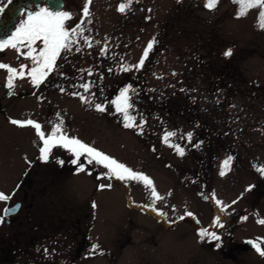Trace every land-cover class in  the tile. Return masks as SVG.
Returning <instances> with one entry per match:
<instances>
[{
  "label": "rangeland",
  "instance_id": "1",
  "mask_svg": "<svg viewBox=\"0 0 264 264\" xmlns=\"http://www.w3.org/2000/svg\"><path fill=\"white\" fill-rule=\"evenodd\" d=\"M122 2L92 0L83 25L92 46L81 39L62 53L38 88L25 77L9 90L1 77L0 192L15 195L0 202V215L16 201L23 207L0 224V264H264L247 243L264 240L258 223L264 220V174L257 171L264 168L261 9L237 18L232 0H219L215 10L204 7L206 0H133L132 10L121 14ZM84 3L60 10L73 13L69 27L82 18ZM153 38V50L136 70ZM129 86V114L142 128H126L112 104ZM28 119L46 135L62 120L65 134L145 174L164 199L153 205L142 182L106 175L86 157L85 171L78 172L60 147L42 162L35 130L10 123ZM166 132L176 133L170 143L183 148V156L164 143ZM229 156L231 169L221 176ZM186 212L219 241L202 238L184 221Z\"/></svg>",
  "mask_w": 264,
  "mask_h": 264
},
{
  "label": "snow or ice",
  "instance_id": "2",
  "mask_svg": "<svg viewBox=\"0 0 264 264\" xmlns=\"http://www.w3.org/2000/svg\"><path fill=\"white\" fill-rule=\"evenodd\" d=\"M179 2V0H178ZM234 4L239 5V11L237 13V18L243 17L247 14V11L252 8H260L259 12V27L264 30V0H232ZM92 0H85L84 6L81 10V19L75 26L69 27L68 22L74 19L73 13L69 11H53L48 7H40L39 10L35 12H28L26 14V19L20 22L16 27L15 31L11 33L5 39H0V51L5 49L15 50L19 57H23L25 60L31 62V67L29 65L21 64L19 69L14 68L8 64L0 63V69L7 70V82L5 87L9 90L14 88L16 79H24L26 76L30 78L31 84L38 88L43 84L47 77L57 69V60L61 58L62 53H69L73 50L74 45H78L80 40L83 39L84 43L91 47V41L88 37L83 35L85 20L90 17V6ZM219 3V0H206L204 7L208 10H215ZM133 0H125V2L120 3L117 6V11L121 14H125L128 11L132 10ZM3 11V8H0V12ZM88 23L91 21L88 20ZM156 43L155 38L146 45L143 55L140 61L132 66L136 70H139L144 66L145 60L148 58L149 53L153 50V46ZM26 49V51H25ZM76 51H80L79 47H76ZM105 49H102V52H105ZM224 55L230 57L232 55V50L228 49ZM132 67L124 66L122 71L128 72L132 70ZM91 75V72H89ZM84 89V92H89L90 84L83 83L80 85ZM63 90V89H61ZM130 86L125 87L121 90L120 95L116 100L112 101V104L115 106L117 112L123 113V116L127 123H125L126 128L141 127L142 125H136L134 123L135 118L129 114V109L133 107L130 103ZM11 94V91H10ZM73 95H78L73 93ZM80 99L84 103H88V100L85 96L80 95ZM95 108L97 111L103 112L105 108L96 104ZM11 124L18 127H31L35 130L39 141L42 146L39 148V159L42 162H48L52 151L56 147L66 149L74 158L70 161L71 164L76 166L78 172L85 171V163L81 161V157H86V163L103 165L104 168L108 170L106 175L115 177L119 180L127 181H136L142 182L146 189L150 190L152 203L155 205L157 201L164 199L161 196L154 185V182L143 173H138L127 167L126 165L117 162L115 159L107 156L106 154L100 152L99 150L91 147L90 145L83 143L81 140L75 137H69L64 133L62 129L63 121L53 125L52 130L47 135L42 129V125L38 122L28 119V120H11ZM176 136L175 132H166L163 139L164 143L168 144L169 147H174L176 152L183 156L184 149L179 145H173L170 143V138ZM191 133L187 134V138L191 140ZM196 147H199L197 144ZM233 157H227L221 164L220 175L224 176L227 171L231 169V164ZM59 164L63 165V160L57 161ZM257 171L264 174V168H257ZM101 188L111 187V185H101ZM15 191L12 194H5L0 192V202L10 203ZM171 195V193H169ZM220 202L217 201V204ZM93 208L96 207L95 204L92 205ZM21 205L16 204L11 207H6L4 209L3 215H0V224L5 222V219L10 215L15 214ZM159 215H164L163 212H160ZM186 216H192L191 212H186ZM180 220L184 219V216L179 217ZM217 225L219 226V218H217ZM258 223L264 224V220H259ZM199 235L203 238L209 236L214 240L219 241L220 237L215 233H209L207 230L202 229ZM252 244L255 251L261 256L264 257V248L261 247V244L264 243V240L257 238V241H249ZM93 251L99 248V245L92 246Z\"/></svg>",
  "mask_w": 264,
  "mask_h": 264
},
{
  "label": "flooded vegetation",
  "instance_id": "3",
  "mask_svg": "<svg viewBox=\"0 0 264 264\" xmlns=\"http://www.w3.org/2000/svg\"><path fill=\"white\" fill-rule=\"evenodd\" d=\"M4 3L2 4V8H3V11L0 12V23L1 21L4 19L5 17V12H6V9L8 8V6L13 3L15 0H3ZM81 0H63V8H66V4H67V9H69V7L71 5L75 6V7H79L77 6L78 2H80ZM40 7H48L50 10H53V11H56V9L54 7H50L48 2H43V3H40L38 5L36 4H30V6H25V5H22V14L18 17V19L16 20V23L14 24V26L11 27V25H9L8 28H4L0 31V39H5L7 38L8 36L11 35V33H13L16 29V27L20 24L21 20H19L20 18H25L26 19V14L28 12H33L34 11H37L39 10ZM79 11H76V13H78ZM26 51V49H25ZM0 63H4V64H8L14 68H17L19 69L20 65L21 64H25V65H29V67H31V62L29 60H25L23 57H19L18 58V54L15 50H12V49H5V50H2L0 51ZM2 75H5L6 76V82H7V70L6 69H0V84H1V77ZM27 77V76H26ZM1 86V85H0ZM26 188L28 189H31L32 187H28L26 186ZM28 189H25L23 192L25 193V197H26V194L29 192ZM20 202H23L22 200H20ZM257 241V240H256Z\"/></svg>",
  "mask_w": 264,
  "mask_h": 264
},
{
  "label": "water",
  "instance_id": "4",
  "mask_svg": "<svg viewBox=\"0 0 264 264\" xmlns=\"http://www.w3.org/2000/svg\"><path fill=\"white\" fill-rule=\"evenodd\" d=\"M46 1L48 2L49 6L54 7L56 9V11L62 10V8H63V0H15L6 9L5 17L0 23V31L4 28H8L9 25H11V27L14 26L17 18L22 14V5L30 6V4H32V3L38 5V4H40L42 2H46ZM17 204L21 205V203H17ZM18 211L15 214H17ZM15 214H13V215H15ZM10 216H12V215H10ZM185 221L194 225L197 229L201 228V225L199 224V222L196 220V218L193 215L187 216L185 218Z\"/></svg>",
  "mask_w": 264,
  "mask_h": 264
}]
</instances>
